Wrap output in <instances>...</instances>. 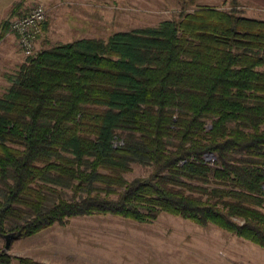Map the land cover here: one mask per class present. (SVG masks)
<instances>
[{
    "label": "trees",
    "instance_id": "1",
    "mask_svg": "<svg viewBox=\"0 0 264 264\" xmlns=\"http://www.w3.org/2000/svg\"><path fill=\"white\" fill-rule=\"evenodd\" d=\"M221 4L58 43L4 75L2 240L73 218L168 214L264 250V21ZM133 166L150 172L128 180ZM14 260L43 264L3 246L0 264Z\"/></svg>",
    "mask_w": 264,
    "mask_h": 264
},
{
    "label": "rangeland",
    "instance_id": "2",
    "mask_svg": "<svg viewBox=\"0 0 264 264\" xmlns=\"http://www.w3.org/2000/svg\"><path fill=\"white\" fill-rule=\"evenodd\" d=\"M58 1L56 7L47 8V30L36 40L34 52L78 39L106 40L117 32L154 27L178 19L182 12L210 7L191 0ZM34 4L43 3L0 0V34L5 21ZM242 6L238 2V10L250 15ZM211 8L228 10L229 6L220 3ZM25 58L8 30L0 39V93L7 86L4 75ZM206 160L213 163L214 158ZM149 172L133 166L126 178L145 177ZM4 244L0 238V249ZM7 252L43 264H264V250L258 246L214 226L203 228L168 214L146 224L111 215L73 218L63 226L55 224L36 235L17 237Z\"/></svg>",
    "mask_w": 264,
    "mask_h": 264
},
{
    "label": "built area",
    "instance_id": "3",
    "mask_svg": "<svg viewBox=\"0 0 264 264\" xmlns=\"http://www.w3.org/2000/svg\"><path fill=\"white\" fill-rule=\"evenodd\" d=\"M48 10L34 4L9 20V29L16 37L18 48L25 57L34 53L36 40L42 34V25L47 20Z\"/></svg>",
    "mask_w": 264,
    "mask_h": 264
},
{
    "label": "crops",
    "instance_id": "4",
    "mask_svg": "<svg viewBox=\"0 0 264 264\" xmlns=\"http://www.w3.org/2000/svg\"><path fill=\"white\" fill-rule=\"evenodd\" d=\"M38 2H42L43 6L45 4V8L51 9L56 7V5L60 2L58 0H36ZM68 1V0H67ZM70 1H76V0H70ZM131 1V0H127ZM140 1V0H136ZM188 1V0H187ZM193 2H198L199 4L203 6H217L220 3L229 1V0H191ZM240 4H242L243 9L246 11V13H249L248 15L250 18L258 19V20H263L264 21V0H236ZM47 9V10H48ZM246 16V17H248Z\"/></svg>",
    "mask_w": 264,
    "mask_h": 264
},
{
    "label": "water",
    "instance_id": "5",
    "mask_svg": "<svg viewBox=\"0 0 264 264\" xmlns=\"http://www.w3.org/2000/svg\"><path fill=\"white\" fill-rule=\"evenodd\" d=\"M20 236H21V232H19V231L17 233H9V234L5 235L4 236V240H5L4 248L6 250H8L11 243H12V240H14Z\"/></svg>",
    "mask_w": 264,
    "mask_h": 264
}]
</instances>
